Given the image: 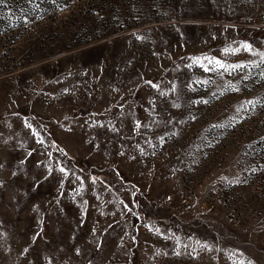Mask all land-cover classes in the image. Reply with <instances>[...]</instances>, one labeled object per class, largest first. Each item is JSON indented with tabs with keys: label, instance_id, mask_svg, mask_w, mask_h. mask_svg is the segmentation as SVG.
<instances>
[{
	"label": "rangeland",
	"instance_id": "obj_1",
	"mask_svg": "<svg viewBox=\"0 0 264 264\" xmlns=\"http://www.w3.org/2000/svg\"><path fill=\"white\" fill-rule=\"evenodd\" d=\"M0 264H264V0H0Z\"/></svg>",
	"mask_w": 264,
	"mask_h": 264
},
{
	"label": "snow or ice",
	"instance_id": "obj_2",
	"mask_svg": "<svg viewBox=\"0 0 264 264\" xmlns=\"http://www.w3.org/2000/svg\"><path fill=\"white\" fill-rule=\"evenodd\" d=\"M216 64L219 65L220 67H225L223 64L220 63V61H216ZM231 67H239V66H231Z\"/></svg>",
	"mask_w": 264,
	"mask_h": 264
}]
</instances>
